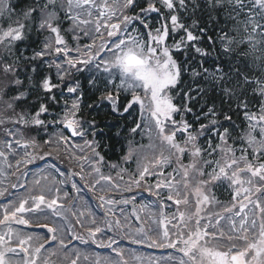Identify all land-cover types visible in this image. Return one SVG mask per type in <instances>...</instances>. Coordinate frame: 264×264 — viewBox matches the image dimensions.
I'll return each instance as SVG.
<instances>
[{
  "label": "snow or ice",
  "instance_id": "snow-or-ice-1",
  "mask_svg": "<svg viewBox=\"0 0 264 264\" xmlns=\"http://www.w3.org/2000/svg\"><path fill=\"white\" fill-rule=\"evenodd\" d=\"M35 74L43 100L17 112ZM86 98L90 111L114 117L139 106L130 132L143 125L149 143L129 141L122 158L136 159L134 171L110 164L119 168L115 177L103 173L102 131L95 119L80 118ZM0 105V264H53L69 250L70 264H80L83 253L71 241L111 249L119 259L104 264H128L121 239L168 253L135 256L140 264H264V0H0ZM21 126L37 135L58 131L40 144L23 138ZM52 145L71 148L80 171L52 164L61 179L32 174L28 182L27 166L50 156L36 153ZM85 175L84 187L102 193L104 219L72 211L80 235L68 221L75 202L65 208L60 186L72 181L79 193L74 177ZM133 189L155 199L136 207V196H125ZM220 189L229 201L217 198ZM33 225L45 234L26 231Z\"/></svg>",
  "mask_w": 264,
  "mask_h": 264
},
{
  "label": "trees",
  "instance_id": "trees-1",
  "mask_svg": "<svg viewBox=\"0 0 264 264\" xmlns=\"http://www.w3.org/2000/svg\"><path fill=\"white\" fill-rule=\"evenodd\" d=\"M189 23L191 21H188ZM67 27V25H65ZM83 43H87V40L82 41ZM28 55L32 54V48H29V51L27 53ZM43 74H47L46 69L44 70ZM52 76H53V83L57 84L59 83V80L56 78L55 75V70L53 69L52 71ZM78 79H81L82 82L85 85V90L87 93V81L84 79V77H77ZM21 79H24L23 76H21ZM40 80H41V75L40 74H35L33 75L31 81L26 82L25 86V91H29V94L27 98L21 102V104L17 107L16 111L19 112L21 109H26L29 111L34 110L35 108H38L39 102H42L43 100V90L40 88ZM9 95H15V92H10ZM98 95V94H97ZM38 97L40 98V101H38ZM7 99V97L5 98ZM95 99V97H93ZM92 103V100L90 99H85L84 102V107L80 113V118L83 120H88L91 121L95 119L98 124V131H102V136L96 137V139H102V143L105 147L101 149L102 154L105 156L106 164L104 165L102 171L105 175H112L115 177L116 172L119 171V168H127L129 172H132L136 169V162L134 164V158L129 161L128 163H125L123 161V157L127 154L128 148H129V141L133 142V145H136L139 141L140 144L147 145L149 143L148 137L143 138L141 137L142 135L144 136L145 130L142 128L140 131L137 133L133 134L130 132V129L135 126V123L141 119L140 117V109L139 106H137L135 109H133L127 116L125 117H114L110 114H107L106 111H101L99 114L95 110H89L87 105ZM1 107V105H0ZM235 105H233V108ZM3 110V108H2ZM0 110V111H2ZM55 110L57 112L60 111V109L55 108L53 106V109H50V111ZM225 110H227V105H225ZM11 114V113H10ZM233 120L237 125H244L242 117L237 116L236 112L232 113ZM45 120H51V116H45L43 117ZM8 127H11V125H8ZM87 127V125H85ZM20 131L23 133V138L25 139H30L32 137H36L39 141L40 144H43L44 140L49 138V135L52 133L58 131V129L55 128H48L47 132L48 135H45L43 131L37 135V132L35 129L28 130L27 128L21 126ZM119 133V135H117ZM0 134H1V139H3L4 134H3V127H0ZM65 135L67 136L66 132ZM147 136V135H146ZM93 137L91 136V133L84 139H92ZM141 138V139H140ZM80 138H70L71 143L78 144L80 141ZM64 145H61L59 150L56 149L55 145L44 147L42 150H39L36 154L38 155H43L45 152H50V156H45L44 160H37L33 164L28 165V171L29 173L32 174H39L44 170L46 167V172L42 173L41 175H48L49 180H51V177L55 176L57 179H61L60 177L54 170L51 169V165L55 164L56 168L59 170L65 172L66 174L69 171H75L79 172L80 171V166L78 162L72 158V153L73 150L71 148H68L67 151L65 150ZM29 151H32L30 148ZM65 151V152H64ZM57 152H62L60 155H53V153ZM22 154V153H21ZM77 155H80L78 153V150L76 151ZM19 158V157H16ZM187 162V161H185ZM110 164H116L119 166V168L113 170L111 169L108 165ZM49 165V166H48ZM33 166L41 167L40 170L34 169ZM89 170L86 169L85 173H87ZM84 180H80L79 177H74L77 182H82L83 186L85 185L86 182L90 181V177L85 175ZM24 178V176H23ZM22 178V179H23ZM30 177H27V180H29ZM12 177L9 179L11 181ZM127 179V177H125ZM13 182V181H11ZM22 182V181H21ZM25 182V179H23V182ZM31 182V180L29 181ZM72 181H69L66 185H62L61 187V193L60 195L63 197L64 192L68 193V196L66 199H63L65 203V208H68L69 205L73 204L75 202V207L71 209V211L68 213V221L70 224L73 226V230L76 234H84V229L81 228L79 225H76L75 220L76 217H74L71 212H79V211H85L86 209H90L92 213L95 215V217L99 218L98 223H101L104 219L103 217V212L104 209H101L99 207V201L96 199V196L99 194L92 193L89 191V193H84V189L80 188L79 193L75 190L72 189L71 187ZM219 191V196L222 194L221 190ZM136 192H143L142 189H133L132 193H125V196H132L133 194L135 195ZM144 193V192H143ZM18 195H22V192H17ZM146 194V193H145ZM148 195V194H147ZM136 196V195H135ZM141 199L137 198L135 200V206L139 207L142 204ZM133 209V206H124V211L126 215H129L131 213V210ZM119 212L118 210H115ZM169 212V211H168ZM171 213V212H169ZM142 220H147L148 217L144 213H140ZM88 219H92V217H88ZM129 219L132 221L134 226L136 225L135 218L129 216ZM40 223H50L51 221H46V220H40ZM87 224V221H85ZM37 231L41 235H44L46 230L42 229H37L35 228V225H33L32 229H26V231ZM111 234V233H109ZM46 238V237H45ZM106 238V237H105ZM70 239V236L68 237ZM72 242V241H71ZM72 249H79V250H85L83 255L88 256V260L85 261L82 258L80 259V264H96L97 261H100V264H104L105 259L109 260H117L119 259L118 257L115 256L114 253H112L111 249L108 248H101L96 245H83L79 241H74L71 243ZM141 247L134 248L133 244H131L127 239H121V242L119 244V247L124 249V255L125 259L128 260V264H140V262L136 261L134 259V256H141V257H154L157 260H159L163 255H167V252L161 251L160 249H152L149 250L146 247H143L144 245H140ZM53 248H55V245H52ZM87 249V250H86ZM160 250V251H159ZM133 252H135V255H133ZM53 264H70L71 259H75V252L69 250V252H59L56 256H53L52 258ZM82 261V262H81Z\"/></svg>",
  "mask_w": 264,
  "mask_h": 264
},
{
  "label": "rangeland",
  "instance_id": "rangeland-1",
  "mask_svg": "<svg viewBox=\"0 0 264 264\" xmlns=\"http://www.w3.org/2000/svg\"><path fill=\"white\" fill-rule=\"evenodd\" d=\"M56 75V74H55ZM1 110H2V105H1ZM140 117H141V114H140ZM141 137H143V138H147V136H146V134H144V136L142 135ZM0 139H1V134H0ZM141 139V138H140ZM140 142V141H139ZM137 143V144H140V143ZM78 144H83V140L81 139L79 142H78ZM65 152V151H64ZM79 153V152H78ZM60 154H62V152L60 153V152H57V153H53V155H60ZM80 155L81 154H83V153H79ZM134 164H135V162H136V159L134 158ZM49 166V165H48ZM22 171H23V169H22ZM47 170H46V167L44 168V170L42 171V172H40L39 174L41 175L42 173H44V172H46ZM61 171V170H60ZM63 172V171H62ZM28 177H30L29 178V180H28V182L30 181V180H32L33 178H34V176L32 175V173H30V175H28ZM86 177V176H85ZM11 178V177H10ZM9 178V179H10ZM23 176H20V178H19V182L20 183H22L23 182V179H25V177L23 178ZM16 180H17V178L16 177H12V179H11V181H13V183H15L16 182ZM10 181V182H11ZM22 181V182H21ZM77 181V180H76ZM4 186H7V182L5 183V185ZM78 186H79V188H82V189H84V193L86 194V193H89V191H88V189L87 188H85L84 186H83V183L82 182H78ZM226 193H227V191H225ZM97 193L100 195V194H102V193H100V192H98L97 191ZM139 192H137V194H138ZM136 194V193H135ZM228 194V193H227ZM117 198H119V197H117ZM0 199H2V198H0ZM63 201V200H62ZM151 201V198H148L147 200H145L144 201V203H146V202H150ZM61 203H63L64 205H65V203L64 202H61ZM142 204V203H141ZM130 206V205H129ZM131 206H133V205H131ZM67 209V208H66ZM115 210H120L119 208H117V209H115ZM133 210V209H132ZM132 210H131V212H132ZM216 209H213V211H215ZM173 211H175V209L173 210ZM172 211V212H173ZM96 218V220H97V222L99 221V218L98 217H95ZM134 225V224H133ZM81 235H83V234H81ZM72 247H74V246H72ZM138 247H141V246H139V245H135L134 246V248H138ZM143 247H146L147 249H151V248H148L146 245H144ZM87 250V249H86ZM83 254H84V252H85V250H80ZM161 251H164V250H161ZM133 255H135V252H133ZM83 256V255H82ZM82 256H81V258H82ZM135 257V256H134ZM76 258V257H75ZM82 262V261H81ZM139 262V261H138ZM83 264V263H82ZM97 264V263H96ZM139 264V263H138Z\"/></svg>",
  "mask_w": 264,
  "mask_h": 264
},
{
  "label": "water",
  "instance_id": "water-1",
  "mask_svg": "<svg viewBox=\"0 0 264 264\" xmlns=\"http://www.w3.org/2000/svg\"><path fill=\"white\" fill-rule=\"evenodd\" d=\"M70 135V133H68Z\"/></svg>",
  "mask_w": 264,
  "mask_h": 264
}]
</instances>
